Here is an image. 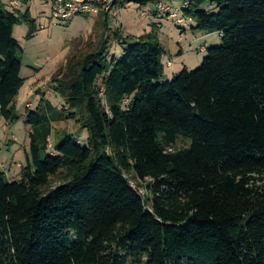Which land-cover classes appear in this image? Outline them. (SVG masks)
<instances>
[{
  "label": "trees",
  "instance_id": "16d2710c",
  "mask_svg": "<svg viewBox=\"0 0 264 264\" xmlns=\"http://www.w3.org/2000/svg\"><path fill=\"white\" fill-rule=\"evenodd\" d=\"M184 16L222 38L194 71L163 81L159 28L134 39L103 13L92 50L51 75L62 107L41 95L25 113L18 180L0 170V264H264V0H189ZM23 24L27 40L40 31L28 10L0 1L8 124L25 83ZM113 39L124 48L109 60ZM68 122L88 132L86 145L59 128ZM180 138L191 143L174 151Z\"/></svg>",
  "mask_w": 264,
  "mask_h": 264
},
{
  "label": "rangeland",
  "instance_id": "374dc122",
  "mask_svg": "<svg viewBox=\"0 0 264 264\" xmlns=\"http://www.w3.org/2000/svg\"><path fill=\"white\" fill-rule=\"evenodd\" d=\"M20 1L22 4L21 13L24 14L28 10L31 18L37 21L38 26L44 25L45 28L40 30L39 27L40 31L31 40L25 38L28 32L26 24L17 26L14 30V39L22 49V54H20L21 78L25 83L16 103L19 120L8 124L0 115V170L6 174V178L10 182L18 180L19 175L17 174L21 170L19 165L26 164L25 151H28L30 131V128L25 124L26 111L35 110L43 94L54 107H62V98L53 92L49 84L53 71L56 67L66 65L69 55L89 53L93 45L99 41L103 30L93 28L92 32H87L93 18H79L72 23L69 21L51 23L45 18L49 14L48 0ZM188 2L189 0H165L164 4L170 8V11L166 13H158L155 3L148 4L146 8L143 7L145 8L143 11L147 12L153 11L156 7V17L162 14V17L156 20L159 24L155 25L159 28V43L165 51L162 63L166 79H169L172 72L178 74L184 68L194 71L207 57L208 49L218 48L222 45L220 33L209 34L195 30L194 22L184 16V7ZM2 3L9 11H13L9 7L8 0H2ZM130 5L134 4L126 6L127 8L124 11L121 10L116 18L109 15V24L113 27L112 30L120 28L124 35L123 24L125 25V23L119 25L122 19L131 22L135 19L138 20L136 17L138 10ZM125 16L128 17L125 18ZM152 25L148 30H151ZM115 26L119 28L114 29ZM123 48L122 43L114 39L111 40L108 59H117L122 55ZM168 60L174 62L172 70L167 68ZM35 69H40L42 72L37 76L36 81H34ZM103 91L104 88H102ZM27 105L30 108H27ZM59 128L73 135L82 145H86L88 132L77 127L74 122L62 123ZM56 131L60 132L58 129ZM55 134L50 138L52 145L55 144ZM190 143V140L180 138L173 150L186 148ZM142 192L144 193V190Z\"/></svg>",
  "mask_w": 264,
  "mask_h": 264
},
{
  "label": "built area",
  "instance_id": "2783aa9c",
  "mask_svg": "<svg viewBox=\"0 0 264 264\" xmlns=\"http://www.w3.org/2000/svg\"><path fill=\"white\" fill-rule=\"evenodd\" d=\"M50 15L49 19L54 22H66L74 17H93L96 18L101 14L112 15L116 18L121 11L116 5L115 0H50ZM9 7L13 11H18L21 8L20 0H8ZM170 8L164 5L162 2L157 4L158 13L169 12ZM43 28V27H42ZM173 60L167 61V68L172 70ZM104 91L101 93L103 96ZM48 148L53 149L50 142ZM132 188L136 189L134 183H131ZM139 193L143 194L140 190Z\"/></svg>",
  "mask_w": 264,
  "mask_h": 264
},
{
  "label": "crops",
  "instance_id": "0c3cea01",
  "mask_svg": "<svg viewBox=\"0 0 264 264\" xmlns=\"http://www.w3.org/2000/svg\"><path fill=\"white\" fill-rule=\"evenodd\" d=\"M1 2H2V0H0ZM50 0H48L47 1V4L49 5V14L47 15V16H45V18L49 21V22H51V23H58V22H54V21H51L50 19H49V15H50V2H49ZM165 1V0H164ZM164 1H160V2H162L163 4H164ZM25 2V1H24ZM157 4H158V2L156 3V6H157ZM165 5V4H164ZM130 6H134L138 11H137V14H138V16H136L137 18H138V20L137 19H135L133 22H131V21H128L127 19H122V21H121V23L119 24V25H121V24H123V22L125 23V25L123 24V29H124V31H125V33H124V36H131V37H133L134 39H136V38H139L141 35H143L144 33H148V32H150V30H148V28H149V26L151 25V24H159L158 22H156V20L158 19V18H160V17H162V14H160V15H158L157 17L155 16L156 15V7H155V9L153 10V11H150V12H147V11H143V9H145V8H138V6L137 5H130ZM22 8V7H21ZM21 8L17 11V12H20L21 13ZM127 8V7H126ZM125 8V9H126ZM125 9H121V10H125ZM11 11V10H10ZM135 11V10H134ZM156 18H155V17ZM128 16H125V18H127ZM83 19V18H93V17H74V18H71L70 20H68L70 23H72L74 20H76V19ZM98 18H99V16L98 17H96V18H93V21H92V23L89 25V30L87 31V32H89V31H91L92 32V30H93V28H94V25L96 24V23H98ZM67 22V21H66ZM38 25V24H37ZM99 25H101V24H99ZM102 26V25H101ZM38 27H40V26H38ZM43 27V28H42ZM116 28H114V29H117V28H119V27H117V26H115ZM45 28V26L44 25H41V27H40V30L41 29H44ZM108 28L110 29L111 28V30H112V26H110V24H109V15H108ZM136 33V34H135ZM157 36H158V34H157ZM158 40H159V37H158ZM131 42H134V41H129V42H127V43H131ZM120 57V56H119ZM57 68V67H56ZM56 68H55V70H56ZM55 70L53 71V73L55 72ZM35 71V76H34V81H36V78H37V76H39L42 72H40V69L39 70H34ZM52 73V72H51ZM174 75H176V73H171V75L169 76V79H166V78H164L163 79V81H168V80H171L172 79V77L174 76ZM35 83V82H34ZM20 92H21V90H20ZM48 95V94H47ZM20 96V93H19V95H18V97ZM18 97H17V99H16V103H17V100H18ZM27 108H30V106L29 105H27ZM36 109V108H35ZM31 110V109H30ZM32 111H34V110H32ZM79 143H80V141H79ZM27 152L28 151H25V156H26V154H27ZM24 165H19V167L20 168H22ZM17 175H19V174H17Z\"/></svg>",
  "mask_w": 264,
  "mask_h": 264
}]
</instances>
